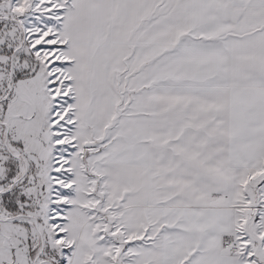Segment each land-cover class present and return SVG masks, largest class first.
I'll return each mask as SVG.
<instances>
[{
	"label": "snow or ice",
	"instance_id": "6c2138e0",
	"mask_svg": "<svg viewBox=\"0 0 264 264\" xmlns=\"http://www.w3.org/2000/svg\"><path fill=\"white\" fill-rule=\"evenodd\" d=\"M0 264H264V0H0Z\"/></svg>",
	"mask_w": 264,
	"mask_h": 264
}]
</instances>
